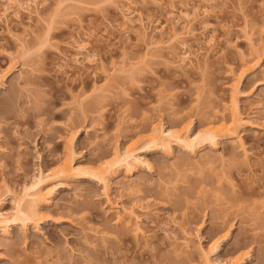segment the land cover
Segmentation results:
<instances>
[{
	"label": "rangeland",
	"instance_id": "obj_1",
	"mask_svg": "<svg viewBox=\"0 0 264 264\" xmlns=\"http://www.w3.org/2000/svg\"><path fill=\"white\" fill-rule=\"evenodd\" d=\"M34 3L0 0V211L74 173L0 235V264H264V0ZM231 104L211 148L147 144L222 128ZM126 146L143 165L85 174Z\"/></svg>",
	"mask_w": 264,
	"mask_h": 264
},
{
	"label": "bare ground",
	"instance_id": "obj_2",
	"mask_svg": "<svg viewBox=\"0 0 264 264\" xmlns=\"http://www.w3.org/2000/svg\"><path fill=\"white\" fill-rule=\"evenodd\" d=\"M28 2H32L33 4H35V0H28ZM27 5L28 4H25L24 6L26 7ZM29 6H27L26 8H28ZM20 7L22 6L20 5ZM235 107L236 108H234L233 105L230 122L227 125L223 124L221 126L222 128H216L215 130L207 129L199 134L190 136L185 132L184 134H180L172 130H166L161 125L152 128V132L148 137L147 144L155 145L154 147H159L161 150H163V152H169L172 145H175L178 148L183 149L184 151H188L190 154H195L199 148L198 145L201 143H204L211 148L215 145L217 137L223 135H219L222 130H226L231 136H234L235 128L241 121L239 114L236 112L237 106ZM240 146L242 145L240 144ZM143 153L144 152L142 151L138 152V150H133L131 146H126L122 150L115 149L113 151L111 161L101 163L98 169H96L95 171L93 169V171L89 170L88 172H85V174L99 181H103L105 175H107V172L109 173L112 167L120 166L125 168L126 173H131V170L134 169V167L144 164L141 159V155ZM72 173H74V167L70 162L64 163L58 169V171H56V173H53L52 175H44L43 173L39 172V174H37V176L33 178L31 184L24 189L25 194L23 193L24 195L21 198H13V214L8 216L0 211V235L6 236L9 233V229L13 226H16L17 223L21 224V227L25 226L28 222H32L37 225V223L41 219L37 217L38 211H36V208L39 204L48 201V199L52 197L56 189V185L54 183L55 178L58 179V176L60 178H65L72 175ZM0 203H2L1 200ZM213 245L214 246L210 247V250L212 251L217 249L216 244ZM204 258H207L205 259V264H223L220 262L214 263L210 261L208 256H205ZM226 264H244V260L243 258L237 257L230 260Z\"/></svg>",
	"mask_w": 264,
	"mask_h": 264
}]
</instances>
